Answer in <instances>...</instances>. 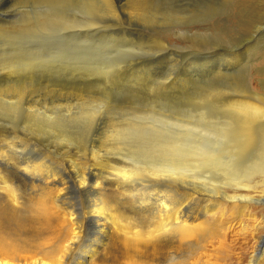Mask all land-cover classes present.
Here are the masks:
<instances>
[{"label":"rangeland","instance_id":"374dc122","mask_svg":"<svg viewBox=\"0 0 264 264\" xmlns=\"http://www.w3.org/2000/svg\"><path fill=\"white\" fill-rule=\"evenodd\" d=\"M260 25L259 35L264 0H0L2 207L8 206V183L25 208L53 185L59 191L55 201L83 221L90 241L96 233L91 208L101 198L141 220L153 219L162 169L213 153L212 159L228 161L227 171L246 184L224 191L245 201L216 197L230 227L222 228L224 238L200 241L193 254L173 264H247L264 236V174L247 175L264 170V128H255L250 153L235 161L230 149H245L236 118L215 95L222 82L209 71L199 84L193 69L213 52L211 46L237 45ZM261 37L252 43L263 47L228 73L243 65L252 71L264 56ZM254 73L249 85L260 94L264 77ZM192 180L181 189L193 191ZM45 250L56 255L55 244Z\"/></svg>","mask_w":264,"mask_h":264},{"label":"bare ground","instance_id":"6f19581e","mask_svg":"<svg viewBox=\"0 0 264 264\" xmlns=\"http://www.w3.org/2000/svg\"><path fill=\"white\" fill-rule=\"evenodd\" d=\"M255 28L256 30L253 31L250 38L248 37L239 44L237 43V45L224 46L222 44H218L211 46L213 47V52L211 51L212 53L209 56L205 55L206 57H201V60H197L194 66L195 68L193 69V81H199V78L204 76L206 72L212 71V77L222 82L220 83L219 81L221 84L220 86L223 89L222 92L214 94L221 100L220 105L224 107L225 113L227 110V112H229L232 117L234 116L236 118L237 126L234 128H238L237 131L240 133V144L242 148L245 149L244 154L238 153L234 145L236 143L233 144L234 146L230 149V153L234 151L232 157H235V161H238V159H241L250 153V145L253 143L254 130H256L255 128L257 126L259 127V125L263 126L264 128V78L259 79V82L263 88V91L260 94L256 91H253L249 85L250 78H252L255 74L254 72L259 73L258 76L260 75V77H264V56L260 62L253 64L251 72V67L243 65L238 67V69L235 71L232 69L233 72L230 71L231 73H228L233 65L239 64L242 59L248 58L253 52L257 53V49L261 47V42H252L257 38H260V36H262L261 38H264V34L259 35L261 29L263 28H261V25L256 26ZM205 29H208V26H206ZM219 49L220 51L222 50L221 53H214V50L219 51ZM191 72L190 74H192ZM237 75L239 77H237ZM240 76L242 79H240ZM244 80L246 83H244ZM215 83L217 82L214 81L212 84L214 85ZM197 85L198 83L195 86ZM206 104L208 103L206 102ZM201 105L203 104L201 103ZM213 106L215 107V105ZM235 131L233 130L234 133ZM233 132L232 135L235 136L237 133L233 134ZM202 154L204 155V153ZM212 154L209 153V156H205L201 159L199 158V160H194V156V158L191 160L186 159V161L173 162L171 164L168 163L169 165L167 166L164 165L165 167L162 169L160 177L157 176L160 178L159 185L162 190L160 188V198H157L155 195L159 200L156 209L158 211L156 212V215H154L153 219H149L147 216H144V218L141 216L143 219L141 220L139 218L140 216L138 217V214H135L136 212L131 213L132 211L129 212L124 209L118 210L107 203L105 199L102 200L101 198V200L99 199L100 201L97 200L99 203L95 202L98 204L96 208H91L92 217L94 221H96L95 226L93 225L94 229H96V233H94L95 237L90 239V241H88V237L86 239L85 234L87 227L85 224H83V221L80 220L79 222L75 215L70 212V209L67 210L66 206L65 208L60 203H58V201H55V193L57 192V189L53 185L45 186L46 188L44 187L45 189L43 188V191L41 189L42 192L36 197L33 202L34 204L31 203L33 204L31 206L26 205V208L23 207L24 201L22 202L19 200L14 189L12 188L15 185L12 187H10L9 183L5 186L3 185L4 187H2L6 191L5 200L7 201L8 206L2 207V203H0V264L178 263L179 261L174 260H181V258L186 257L189 254H193L195 252L194 250L196 249L194 246H197L200 241H203L206 238L213 239L214 237H218L221 240L224 238V232L222 228H230L229 224L224 222L222 219L225 212L218 206L219 201L217 203L215 202L216 197H221L235 202V198L239 197L241 202H244L246 198V196L239 194L229 195L224 191L230 186H234V188L239 189L241 186H246V184H241L237 176L227 171L225 164H227L228 161L222 160V158L221 160L212 159ZM226 155L227 154H225V156ZM104 159L105 158H103V160ZM104 163L107 164L110 162L107 161V163ZM37 167L39 166L37 165ZM34 173H36V169ZM251 173H259L260 175H263L264 170H252L247 172V175L249 176ZM241 175H244L242 170ZM188 177L193 179L192 182H195V184L192 186L193 191H189V189L184 190V188L183 190L181 189L180 184L182 185V183H184ZM246 177L247 176H245V178ZM100 186L102 187V185ZM100 186L96 185V187L99 188ZM5 191L3 193H5ZM102 196L103 195H101V197ZM96 198H94L93 201H96ZM22 207L27 209L24 216L21 214L24 211L21 210L23 209ZM87 215L89 216V214L86 213V216ZM7 219L9 220L8 222H10L8 225L7 223H4V221ZM260 243L261 248L258 249L257 246L254 247L248 257L247 264H264V236L261 238ZM52 244L56 245L55 256L48 255V252L45 250L46 247Z\"/></svg>","mask_w":264,"mask_h":264}]
</instances>
